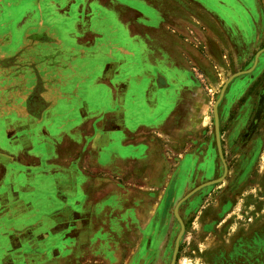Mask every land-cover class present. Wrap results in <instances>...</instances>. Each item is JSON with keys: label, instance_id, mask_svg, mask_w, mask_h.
<instances>
[{"label": "rangeland", "instance_id": "374dc122", "mask_svg": "<svg viewBox=\"0 0 264 264\" xmlns=\"http://www.w3.org/2000/svg\"><path fill=\"white\" fill-rule=\"evenodd\" d=\"M118 1L132 17L139 10L145 35L121 42L131 54L111 80L101 82L94 62L119 36L96 38L83 68L56 35L48 49L34 34L18 50L0 48V253L11 234L17 244L37 228V242L21 250L62 247L75 254L67 264H264V0H203V9L196 0H155L159 9ZM169 14L193 34L162 26ZM141 45L165 49L168 60L141 62ZM103 123L115 141L103 144ZM115 155L125 161L111 165ZM56 170L95 175L82 210L17 190L49 187ZM9 189L15 199H5ZM39 219L83 224L85 236L37 239L51 235L30 225Z\"/></svg>", "mask_w": 264, "mask_h": 264}, {"label": "crops", "instance_id": "0c3cea01", "mask_svg": "<svg viewBox=\"0 0 264 264\" xmlns=\"http://www.w3.org/2000/svg\"><path fill=\"white\" fill-rule=\"evenodd\" d=\"M141 1L144 3V0ZM157 3L158 1H152L153 7L159 9ZM195 3H198L203 9V0H196ZM122 4L123 1L118 0H0V39L3 44V47L0 48L1 50L6 51L18 50L21 48L20 44H23L24 42L26 43L27 38L34 34L40 36L43 35L41 42L48 49L49 36L56 35L57 45L66 43L70 45L65 48L67 51L74 50L80 52L77 54L78 58L71 61V65L83 68V66L94 62V60L90 58H83V55H85V51L88 52L95 47L96 38L103 41L104 45H106L109 40L111 41L110 36H119L118 40L120 43L123 40L130 38L136 43L144 41L143 37L145 34H143L142 30L143 23L140 22L143 20L138 17L139 10L136 9L137 15L132 17L128 15L129 11L126 7L123 6L122 8ZM79 10H81L80 14H78ZM141 14L143 16L142 11ZM169 16V19H164V21H160L159 23L162 26L164 24L174 26V28H178L179 30L176 31L183 35L193 34L192 29L194 26H192L191 23H186V20H183L181 17H174L171 19V16H173L172 14H169ZM101 36H103V39ZM132 36L136 37L132 38ZM99 51L100 50H98V52ZM101 51L102 52H100L99 55H101L102 58H98V61L94 63H98V65H95L96 68L99 67V74L103 72L101 82H104L106 80H111V68L120 66L122 63L121 59L126 58L128 54H131V51L125 49L122 46V43L114 47L109 46L108 48H103ZM165 51V49H158L155 46H151L147 49L141 45L136 48L135 53L137 56L139 55L141 62H146L148 65L155 66L160 64V60L163 62L168 60L163 58L165 57L163 54ZM144 55H148V59L144 58ZM155 55H157V57ZM157 60L159 61L158 64ZM103 126V130L106 129L102 136L103 144H105V142L107 144V141H115L114 137L110 136V133H105L106 131H112L113 129L107 128L104 123ZM1 128L2 127H0V129ZM6 129H17V125L11 124V127ZM116 131L119 133V145L126 146L127 142L124 140L125 130L116 129ZM110 161L112 165L113 163H122L125 160L122 157H117L115 155L114 159ZM105 162L107 161L105 160ZM53 174L54 175L52 177H49L52 179L49 187L39 188V186L35 187L31 184V182H28L24 186H18L17 190L21 193L23 190L26 192L28 189L32 192L36 189L49 194L47 199H53V203L56 205L57 209H61V206L64 205L65 207H68V209L75 207V209L77 208L78 210H82L84 204L86 205L87 199L85 195V188H87V185L91 183V179L95 178V175L90 172L84 173V171L81 173H77L75 171H67L64 173L61 170H56ZM57 174L60 175V181L56 180ZM107 174L109 178L112 179V174L109 172H107ZM70 179H76L77 181L74 183V181H71ZM88 179L90 181H87ZM72 186L77 187V193L71 191ZM41 188L43 189L40 190ZM6 191L3 192L4 195H7L5 196V199H15V195L17 194H15L12 190H10V193ZM75 194L77 196H82L81 202H70V199L75 198ZM55 197L56 199H54ZM57 200L60 201L61 205H59ZM62 202L66 203L63 204ZM37 221L39 222L40 228L46 227V230L51 233L50 236H47V234H39V236L35 235L37 239H43L46 242H52V240L56 241V239L63 242L64 238L67 237L69 242L75 243L81 241V236H85V230L83 228L84 225L80 223L71 225L65 223L64 220L58 221L54 219H39L35 220V222L30 225L35 227ZM65 225L67 226L66 233ZM13 226L14 225H12L11 222L7 224L6 230H8V235H10L9 231L12 230ZM68 227L70 228L68 229ZM37 230H39L40 233L41 230L37 228L29 230L23 240L20 241V239H18L17 244H15V240H12L16 239L17 236H15L14 233L11 234L9 242L12 241L14 244H11L8 253H0V264H49L50 262H52V264H67L70 259L75 257L73 251L72 253H67V255L64 254L62 247H59V250L55 251H48L45 247H43L39 253L22 251L21 246L23 244V246H25V244L29 241L37 242L36 239L32 238L34 233H37ZM88 239L90 240L89 237ZM49 258L51 260L48 261Z\"/></svg>", "mask_w": 264, "mask_h": 264}]
</instances>
